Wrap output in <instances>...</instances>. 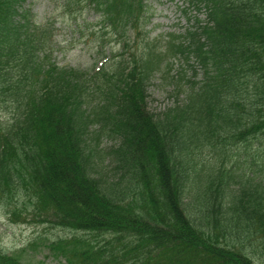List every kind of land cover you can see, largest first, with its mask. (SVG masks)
<instances>
[{
    "label": "trees",
    "instance_id": "1",
    "mask_svg": "<svg viewBox=\"0 0 264 264\" xmlns=\"http://www.w3.org/2000/svg\"><path fill=\"white\" fill-rule=\"evenodd\" d=\"M151 1L86 0L121 43L87 72L54 61L53 29L23 0H0V207L74 230L47 246L60 264H262L264 0H187L206 18L164 49ZM175 50L202 77L156 114L149 83ZM106 135L119 145L103 150ZM37 245L0 248V264H46Z\"/></svg>",
    "mask_w": 264,
    "mask_h": 264
},
{
    "label": "rangeland",
    "instance_id": "2",
    "mask_svg": "<svg viewBox=\"0 0 264 264\" xmlns=\"http://www.w3.org/2000/svg\"><path fill=\"white\" fill-rule=\"evenodd\" d=\"M23 1L24 6L30 8L37 22L49 24L53 29V59L59 65L91 72L96 64L101 66L109 60L112 54L119 56L121 43H118L117 38H112L110 32L105 33L101 24L95 19V11L87 6L86 0L79 2L74 0ZM68 1L72 3L69 4ZM151 7L147 14L149 21L146 28L150 36L157 39L156 46L161 49L166 48L171 41L174 43L182 41L183 38L180 37L186 33V30L196 26V16L202 20L206 18L205 9L197 11L195 7L189 6L187 0H154L151 1ZM184 9H188V14H185ZM84 18L88 23L83 21ZM172 34L178 37L173 40ZM101 39L106 42L102 44L106 49L105 52L97 49V43ZM202 69L192 54L186 51H173L150 80L148 87L150 110L161 114L163 110L175 103H182L186 95L184 90L191 85L193 80L201 79ZM196 71L199 74L195 77ZM100 127L95 124L90 127V130H97ZM119 143L120 140L108 138L106 135L100 147L103 150H109V148H116ZM234 157V151L231 150L227 161L230 162ZM111 158L110 154H105L104 168H107L109 172L116 168L117 162L115 159L111 162ZM130 195L139 197L135 190H132ZM18 208H23L22 199L18 202ZM27 208L31 210L32 205ZM18 219L19 221L15 222L13 218H10L6 209L0 207V248L12 253L26 246L30 241L37 240L39 257L35 260H44L46 264H60V260L55 259L51 253L49 254L47 246L52 239L71 237L75 231L53 227L48 218V221L38 222H35V219L23 221L19 216ZM78 234L82 235L81 231ZM261 262L264 264V254Z\"/></svg>",
    "mask_w": 264,
    "mask_h": 264
}]
</instances>
